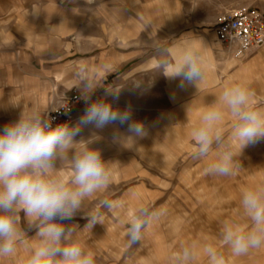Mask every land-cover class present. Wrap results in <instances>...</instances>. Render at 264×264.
I'll list each match as a JSON object with an SVG mask.
<instances>
[{"label":"rangeland","instance_id":"1","mask_svg":"<svg viewBox=\"0 0 264 264\" xmlns=\"http://www.w3.org/2000/svg\"><path fill=\"white\" fill-rule=\"evenodd\" d=\"M231 3L264 12V0H0V56L18 55L29 48L45 50L49 55H68L77 66L85 62L91 75L98 77L102 86L87 102L83 100L72 126L92 102L105 99L121 111L130 107L132 119L142 121L147 130L142 138L120 143L114 134L129 133L126 124L117 122L102 130L88 126L75 138L101 137L92 147L101 151L112 170L108 187L87 199L83 211L71 221L63 222L78 225L76 238L93 253L95 264H175L176 254L192 244L197 253L193 264H209L203 252L209 245L223 256L224 264H264V246L236 256L221 239L225 223L251 227L241 198L245 189L264 184V140L241 153L234 149L241 165L235 175L205 174L204 168L216 159L215 152L193 158L191 133L196 127L186 126L184 90L159 66L161 47L175 50L188 41L198 46V38L215 39V28L228 11L220 10ZM215 7L219 8L216 15H198V9L205 13ZM105 64L107 71L101 67ZM133 83L144 85L135 88ZM107 86L121 88L118 101L106 96ZM73 90L77 89L68 96ZM208 106L198 104V110L205 107L198 114V126ZM234 123L224 110L219 128L226 139ZM57 167L70 177L69 162L57 161ZM104 199L123 201L125 207H101ZM140 206L163 208L165 214L144 231L141 242L129 246L127 215ZM97 212L101 222L86 227V215ZM20 215L24 239L34 243L36 230L28 229L23 212ZM28 255L18 245L17 253L0 258V264H27Z\"/></svg>","mask_w":264,"mask_h":264},{"label":"clouds","instance_id":"2","mask_svg":"<svg viewBox=\"0 0 264 264\" xmlns=\"http://www.w3.org/2000/svg\"><path fill=\"white\" fill-rule=\"evenodd\" d=\"M162 74L169 80H179L178 87H198L205 78V59L195 41L183 43L173 50L158 49ZM107 71L108 65L101 66ZM97 70V75H98ZM80 96L87 102L100 85L96 76H90L81 64ZM144 83H133L141 88ZM121 88L107 86L106 96L118 101ZM253 93L242 84L226 87L209 106L192 130L195 142L193 158L203 159L215 152L216 159L209 163L207 175L232 176L241 168L237 161L240 153L249 145L264 140V109L252 106ZM226 110L235 119L227 139L219 128ZM127 125L129 135L114 134L120 143L142 138L147 130L142 121L132 119L129 108L121 111L105 99L92 102L77 124L53 126L50 114L38 110L24 111L15 121L0 128V258L12 257L18 245L28 251L27 264H95L94 255L76 238L78 225L63 223L71 221L83 211V204L96 193L106 189L111 182L112 170L102 158L101 151L92 145L99 140L96 134L77 141L82 130L88 126L102 130L114 123ZM67 161L70 177L60 173L57 167ZM100 206L123 209V201L101 200ZM243 214L251 221L250 229L239 224L225 223L221 232L224 245L233 255H245L251 249L264 246V184L247 188L242 193ZM21 212L28 229H35V242L24 239ZM165 214L163 208L140 206L127 215L126 238L131 246L141 242L144 231ZM92 228L101 222V215H86ZM203 252L209 264H224L223 256L212 246ZM197 258L196 245L183 246L173 258L175 264H193Z\"/></svg>","mask_w":264,"mask_h":264},{"label":"crops","instance_id":"3","mask_svg":"<svg viewBox=\"0 0 264 264\" xmlns=\"http://www.w3.org/2000/svg\"><path fill=\"white\" fill-rule=\"evenodd\" d=\"M236 5L227 4L220 11L234 9ZM218 11V7L205 13L198 9V15H216ZM198 47L205 59V78L197 88L183 89L186 98L181 103L187 115L186 126H198V114L205 108L198 110V104L211 106L226 87L235 84H242L253 93L254 108L264 109V47L240 60L230 58L220 49L216 37L207 41L198 38ZM38 51L29 48L18 55L0 56V128L17 120L22 110L35 109L47 114L56 109L72 89L81 93L78 75L81 65L77 66L68 55L54 56L45 50ZM81 64L85 66V62ZM85 68L92 76L90 68ZM83 100L81 98L75 114Z\"/></svg>","mask_w":264,"mask_h":264},{"label":"built area","instance_id":"4","mask_svg":"<svg viewBox=\"0 0 264 264\" xmlns=\"http://www.w3.org/2000/svg\"><path fill=\"white\" fill-rule=\"evenodd\" d=\"M215 37L230 58L240 60L246 57L264 47V12L243 8L226 11L215 28ZM80 101V95L74 91L56 109L47 113L53 118V126L67 124L71 127Z\"/></svg>","mask_w":264,"mask_h":264}]
</instances>
